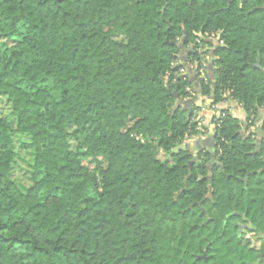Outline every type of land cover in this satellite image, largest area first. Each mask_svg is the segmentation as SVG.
<instances>
[{"label": "trees", "instance_id": "1", "mask_svg": "<svg viewBox=\"0 0 264 264\" xmlns=\"http://www.w3.org/2000/svg\"><path fill=\"white\" fill-rule=\"evenodd\" d=\"M262 7L0 0V101L10 109L0 113V264H204L196 256L206 246V264H244L223 221L247 210L264 222ZM212 35L221 42L213 103L183 110L177 102L196 99L194 82L211 94L200 49ZM181 40L192 47L194 82L175 67ZM228 101L243 109L244 124L220 109L210 118L214 161L208 153L194 161L180 146L202 133L196 114ZM13 135L32 148L24 190L11 179Z\"/></svg>", "mask_w": 264, "mask_h": 264}, {"label": "crops", "instance_id": "2", "mask_svg": "<svg viewBox=\"0 0 264 264\" xmlns=\"http://www.w3.org/2000/svg\"><path fill=\"white\" fill-rule=\"evenodd\" d=\"M205 44L203 46L201 50L202 51H207V56L210 59V52L211 50L214 49V45L218 44V37L214 36V37H210V38H204ZM192 47L189 48H184L182 50H180V53L178 55V60L175 64L176 68H180V75H186L190 78L191 81H193V79L195 80V75H196V67L194 64H190L188 63V54L191 51ZM206 61V65L209 62ZM212 89V86H211ZM196 91V99L194 100V104L196 106L202 105L203 103L207 106H210L211 103H213V94L211 92L209 97L203 96L201 95V91L197 92ZM199 93V94H198ZM226 106H229L231 108V114L237 118L242 124H244L245 121V114L243 109L236 103L232 102V101H228L226 102ZM262 116H264V108L261 111ZM208 113L206 112V118L204 119L202 126L204 127L205 131L195 137H191L186 139L182 146V150L188 152L192 157L193 160L195 161V157L196 152L199 150H201L202 152H207V151H212L213 148V128L212 125L210 123V118L211 116H207ZM214 153V151L212 152Z\"/></svg>", "mask_w": 264, "mask_h": 264}, {"label": "flooded vegetation", "instance_id": "3", "mask_svg": "<svg viewBox=\"0 0 264 264\" xmlns=\"http://www.w3.org/2000/svg\"><path fill=\"white\" fill-rule=\"evenodd\" d=\"M213 151V148L212 151L207 152L198 149L197 156L194 159L197 160V157L202 153H208L211 157ZM246 185L247 180L244 179V186L246 187ZM231 216H234L237 220L232 221L229 225L228 219ZM262 218L264 219V217ZM261 224L255 225L251 217L247 215V210L244 213L236 212L224 218L223 228L230 226L235 229L236 242L239 244L240 251L246 256L243 261L244 264H264V222L262 221ZM208 250V246L201 249L196 259L206 264L209 258L212 257L211 254L207 253Z\"/></svg>", "mask_w": 264, "mask_h": 264}, {"label": "rangeland", "instance_id": "4", "mask_svg": "<svg viewBox=\"0 0 264 264\" xmlns=\"http://www.w3.org/2000/svg\"><path fill=\"white\" fill-rule=\"evenodd\" d=\"M121 39V36L116 37V40ZM0 113L6 118L10 115L9 105L6 104V101L3 98H1L0 101ZM13 142L14 151L16 152L17 156L11 171V179L14 183H16V185L24 190L31 184L30 174L32 164V148L30 147V140L22 135H13ZM68 145L71 150L76 151V143L73 138L68 139ZM158 158L162 161L165 159L162 153L158 155ZM83 164L88 165V162L84 161ZM230 259L232 260L230 264L235 263L236 259ZM216 261L218 262L217 259ZM219 261H221V259H219ZM217 264H220V262Z\"/></svg>", "mask_w": 264, "mask_h": 264}, {"label": "water", "instance_id": "5", "mask_svg": "<svg viewBox=\"0 0 264 264\" xmlns=\"http://www.w3.org/2000/svg\"><path fill=\"white\" fill-rule=\"evenodd\" d=\"M230 2V1H229ZM262 9H264V7H262ZM183 43H184V40H181L180 42H178V43H175V45L176 46H178L179 47V49H184V45H183ZM219 45L218 44H215L214 45V49L213 50H211V52H210V59H209V62H208V64H207V66H206V68H207V75H208V77L210 78V80H212L213 81V84H212V89H211V92H212V94H214V88H215V83H214V79H213V71H214V67H213V63H214V53H215V49L218 47ZM254 67H256V68H258V69H260V66H259V64L257 63ZM192 82H194V79H193V81ZM194 86H195V89L197 90V92H200V89H199V87L197 86V84L194 82ZM199 94V93H198ZM174 96H175V98H177V95H175L174 94ZM228 99H230V98H228ZM181 107H182V109L183 110H189L190 111V109L192 108V106L194 105V99H188V100H186V101H184V102H177ZM212 104V103H211ZM210 104V105H211ZM256 135H257V138H256V145L257 146H259V144H260V141H261V137H262V131L259 129L258 131H257V133H256ZM180 148L182 149V146H180ZM211 161L213 162L214 161V153H211ZM190 165H191V163H190ZM264 171V170H263ZM256 173V171H253V172H251L250 174H248V175H254ZM247 180V177L245 178V181Z\"/></svg>", "mask_w": 264, "mask_h": 264}, {"label": "built area", "instance_id": "6", "mask_svg": "<svg viewBox=\"0 0 264 264\" xmlns=\"http://www.w3.org/2000/svg\"><path fill=\"white\" fill-rule=\"evenodd\" d=\"M211 37H214L213 35ZM221 44V42L218 40V45ZM200 77H204V71L201 70L200 71ZM228 106H226V103L224 104H220V105H215V106H212L209 110H205L204 108H202L201 111H204L205 112V115L203 116L201 114V112L197 113L195 118H194V121L197 122L198 124V130H200L202 133L205 131L203 129V126H202V123L204 121V119L206 118V112L208 113L209 116H213V115H218L219 114V110L222 109V108H227ZM207 115V116H208ZM213 128V127H212Z\"/></svg>", "mask_w": 264, "mask_h": 264}]
</instances>
